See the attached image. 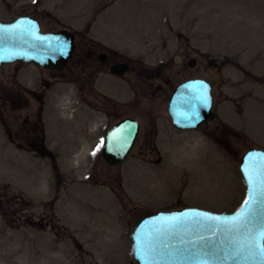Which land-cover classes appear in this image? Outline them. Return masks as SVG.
Instances as JSON below:
<instances>
[{
  "label": "rangeland",
  "instance_id": "374dc122",
  "mask_svg": "<svg viewBox=\"0 0 264 264\" xmlns=\"http://www.w3.org/2000/svg\"><path fill=\"white\" fill-rule=\"evenodd\" d=\"M24 16L37 19L42 32L67 30L74 41L114 51L142 71L160 67L169 83L162 102L133 99L142 84L132 73L129 89L117 79L107 84L130 100L124 116L141 122L129 157L108 166L101 148L106 126L118 119L106 117L94 91L49 80L34 64L0 68V164L13 172L0 178V252L6 254L0 264H51L48 255L59 264H137L131 234L143 217L185 207L231 213L241 206V157L264 151V0H0L1 21ZM190 79L211 85L213 119L198 130H178L167 100ZM90 115L94 131L77 120ZM89 135L91 159L74 178L79 183L53 176L50 187L30 190L28 179L14 177L17 169L32 178L43 165L59 168L58 154L72 150L62 143Z\"/></svg>",
  "mask_w": 264,
  "mask_h": 264
},
{
  "label": "water",
  "instance_id": "95a60500",
  "mask_svg": "<svg viewBox=\"0 0 264 264\" xmlns=\"http://www.w3.org/2000/svg\"><path fill=\"white\" fill-rule=\"evenodd\" d=\"M0 28L8 30L0 31V68L20 62L60 71L65 68L75 48L72 33L67 30L41 32L39 22L32 17H19L12 22L0 21ZM62 43L67 44L66 49L59 47ZM194 64L195 60H191L188 65L193 67ZM119 68L123 72L124 67ZM212 106L211 85L203 79H192L181 83L173 91L168 114L175 128L198 130L202 124L213 119ZM129 131L131 135H128ZM138 134L139 124L133 119L121 120L110 127L101 149L103 161L108 166L124 163L136 144ZM125 136L126 141L122 139ZM253 154H264V151L249 149L242 155L239 165L247 189L245 200H250L245 166L254 163L248 159ZM244 202L231 214L188 207L142 218L131 234L133 259L137 264H261L258 253L264 247V240L257 246L255 231L248 234L245 229L231 233L221 230L224 227L221 221L243 212L246 208ZM252 207L257 210V219H264V207ZM207 217H219L220 221ZM230 240L235 243L230 244ZM153 248L155 250L151 251ZM237 248L241 249L238 254Z\"/></svg>",
  "mask_w": 264,
  "mask_h": 264
},
{
  "label": "flooded vegetation",
  "instance_id": "af4514ba",
  "mask_svg": "<svg viewBox=\"0 0 264 264\" xmlns=\"http://www.w3.org/2000/svg\"><path fill=\"white\" fill-rule=\"evenodd\" d=\"M74 45L75 49L72 57L63 70L44 69V71L49 80H58L61 82L73 81L77 90L89 89L95 92L94 96L97 99H101V105L104 106L101 110L106 117L110 120L118 119L110 126L109 124L106 126L105 134L107 130L117 122L131 118L124 116L127 114L125 110L127 111V109L130 108V100H123L124 95L120 90H117L115 94H113V90L107 87V84L112 82L111 80L114 81V79H117V81L122 83V86L129 89L130 81L126 76L127 73H132L136 82L142 84L139 86L136 85V88L133 87V99H135L137 95L141 98H154L159 100V102L165 100L167 90L164 88V85L169 83V79L163 77L160 67H153L149 72L145 70L142 71L137 65H134V62L128 59L125 60V58L121 57L118 53L105 49L97 44H90L87 41L83 43L74 41ZM119 66L124 67L123 72ZM45 86L48 88L49 84L46 83ZM172 92L167 100V111L168 101ZM146 115L149 119L153 116L151 112H147ZM136 121L140 126L139 139L141 134V122L137 119ZM26 122L27 120L25 123Z\"/></svg>",
  "mask_w": 264,
  "mask_h": 264
},
{
  "label": "bare ground",
  "instance_id": "6f19581e",
  "mask_svg": "<svg viewBox=\"0 0 264 264\" xmlns=\"http://www.w3.org/2000/svg\"><path fill=\"white\" fill-rule=\"evenodd\" d=\"M30 77H32V75H30ZM34 79L35 78H31L30 82L32 83ZM31 86H29V87H31ZM65 96H67V93ZM63 102L64 101H62V103H60L61 106L64 105ZM80 108L81 107H79L78 112H80V113L82 112L81 114L86 115V113L81 111ZM63 109H65V108H63ZM81 114H79V115H81ZM90 116H91V117H89L90 119L77 117V120L79 123L82 122V124H86V126L88 125L90 128H93V131H94L97 129V120H96V117H94L95 115H90ZM79 130H80V128L78 127L77 128L78 133H79ZM185 130H187V129H185ZM67 131L76 132L75 130L74 131L72 130V127L68 128ZM91 133H93V132H91ZM89 136H90V138L87 136L86 139H88V138L89 139L87 141H84V142L77 141V140H80L81 138H72L71 137V138L67 139L68 141H66L65 143H62V144H66L67 146L71 147L72 150L69 152H63V153L58 154L57 160L59 163V168H52V171H49V169L46 167V165H43L42 169L38 173H36V175H34L32 178L27 176L26 172L24 170L17 169V172H14V177H16L18 179L24 178V180L28 179V185L27 186L30 190L33 188H37L38 186L43 185V184L50 187V185L52 183V177L53 176H56V177L58 176L59 178H61V180L65 181L69 184L79 183V181L74 180V178L76 176H78L77 174L79 173V171L81 169H83L84 171L87 170V163L91 159L90 150H91L92 144L90 143V141H91L92 136L91 135H89ZM88 147H90V150ZM2 167L3 166H1V164H0V178L2 177V175H5V177H12L13 176V172H12L11 167L6 168V169L5 168L3 169ZM72 199H80V198L73 197ZM94 209L97 210V208H94ZM3 232H4V230L0 226V233H3ZM11 237H12L11 235L6 234V238L10 239ZM1 245H2V242H0V246ZM50 248H51L50 250L58 249V247L56 248L54 246H50ZM4 256H6V254H1V252H0V261H5L6 257H4ZM46 257H47V255H46ZM31 259H33V257H31ZM46 261L50 262L51 264H59L57 259L55 261V260H53L52 256H49V255L46 258Z\"/></svg>",
  "mask_w": 264,
  "mask_h": 264
},
{
  "label": "snow or ice",
  "instance_id": "6c2138e0",
  "mask_svg": "<svg viewBox=\"0 0 264 264\" xmlns=\"http://www.w3.org/2000/svg\"><path fill=\"white\" fill-rule=\"evenodd\" d=\"M0 31L8 30L0 28ZM59 47L61 49H66L67 44L62 43L61 45H59ZM129 128H131V125L129 126ZM128 135H131L130 131L128 132ZM122 139L126 141L127 136L122 137ZM248 159L249 161L254 162L250 165L245 166L246 183L248 184L250 189V200H245L244 204L246 205V208L243 212L238 213L231 219L225 218L223 221H221V224L224 226L221 230L226 233H231L239 232L241 229H245L248 234H251L253 231H255V243L257 246H259V242L261 240H264V219H257V210L252 206L257 205L260 207H264V154H253L250 155ZM173 219L175 220L179 218ZM207 219L220 221L219 217H207ZM229 243L234 244L235 241L230 240ZM154 250V248L151 249V251ZM240 250V248H237L236 253L238 254ZM258 255L261 264H264V247L260 248ZM233 258H235V256Z\"/></svg>",
  "mask_w": 264,
  "mask_h": 264
}]
</instances>
